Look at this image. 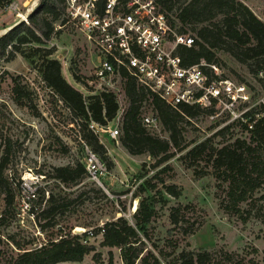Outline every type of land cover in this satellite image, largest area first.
Here are the masks:
<instances>
[{"label":"rangeland","instance_id":"1","mask_svg":"<svg viewBox=\"0 0 264 264\" xmlns=\"http://www.w3.org/2000/svg\"><path fill=\"white\" fill-rule=\"evenodd\" d=\"M187 1L176 0L170 13L175 20ZM236 1L264 23V0ZM13 2L18 5L21 16L27 19L40 0ZM22 18L2 9L0 37L24 23ZM62 20L64 17L60 15L55 21V35L48 41L51 43L22 45L13 59H0V162L5 156L3 149L8 145L3 177L14 197L13 205L7 207L0 193V264H10L25 250L38 249L50 241H57L60 236H81L85 232L86 242L100 254V259L96 262L91 253L75 264H109L110 261L111 264H125L119 249L100 246L102 236L93 234L104 224L121 217L135 229L140 240L136 246L141 253L134 264H140L141 258L147 255L156 258L159 264H177L182 251L209 252L211 264H264V184L248 193L243 202L235 204L228 197V183L222 177L216 179L204 161L189 167V161L183 159L186 151L172 150L173 156L161 164H157L159 158L147 154L130 156L120 141L122 116L128 108L123 84L117 77L105 82L92 79L97 61L92 46L71 25L63 26ZM57 26L62 28L58 30ZM176 26L180 28L177 22ZM185 34L194 37L190 26ZM43 59L59 62L62 78L83 98L104 90L115 95L119 111L107 125L117 128L118 136L116 140L107 135L96 137L105 151L104 156L94 151L85 120L72 112L43 82L39 73ZM210 60L217 63L224 76L249 88L254 114L262 113L258 104L264 100V73L254 77L245 66L221 51L214 52ZM14 79L20 82L27 95L26 106L16 103L12 93ZM141 115L155 118L156 127L147 128L151 135L168 140V132L150 105L143 103ZM177 125L181 145L191 148L213 136L221 122L211 120L207 112L202 111L195 117L180 118ZM79 138L106 164L110 173L107 177L109 195L91 183L86 174L78 185L71 187L50 178L54 168L83 164ZM235 139L250 142L240 125H231L229 131L214 137L212 142L219 146ZM252 146H256L255 143ZM195 168L200 178L194 175ZM29 180L35 183V197L30 203L31 211L23 213L19 195L21 186ZM261 180L264 182V177ZM165 186H175L180 197L174 199L164 193ZM50 196L54 199L52 204L48 201ZM146 200L152 204L153 215L147 224L136 228L134 213ZM59 205L65 208L58 209L51 218L42 217L43 211ZM178 206L183 207L182 222L174 226L170 210ZM141 226L143 229L139 231ZM76 228L83 232L77 233ZM188 229L193 231L191 235L184 233Z\"/></svg>","mask_w":264,"mask_h":264},{"label":"trees","instance_id":"2","mask_svg":"<svg viewBox=\"0 0 264 264\" xmlns=\"http://www.w3.org/2000/svg\"><path fill=\"white\" fill-rule=\"evenodd\" d=\"M13 0H0V11L6 8ZM161 9L170 14L176 0H155ZM60 15L63 16L61 0H40L38 7L28 16L27 23H19L0 37V59H13L14 53L20 46L29 43L44 44L55 35L54 24ZM176 22L180 25L179 32L186 33L187 26L194 33L193 45L190 48L182 47L178 55L184 66L195 64L198 59L210 60L214 52L221 51L228 54L237 64L245 66L254 77L264 73V23L260 21L245 5L236 0H188L185 6L176 14ZM62 25L65 20H62ZM203 23H208L203 25ZM200 25V26H197ZM40 76L46 86L51 89L69 109L80 115L86 122L85 129L89 141L95 152L105 155L103 147L96 136L88 130V123L107 125L114 120L119 111L116 97L113 93L103 91L98 95L83 98L61 76V66L55 60L43 59L39 69ZM124 79L123 93L128 101V108L122 116L121 145L130 156L147 154L159 158L157 164L167 162L172 156V150L184 152L183 159L189 161L193 168L204 161L216 179L223 178L228 183V197L235 204L243 202L248 193H251L264 184V114L256 119L253 128L249 131L241 125L249 135V143L245 139H235L223 145H215L214 137L230 130L231 126L224 127L203 142L191 148L181 145L178 120L182 117H195L203 110L195 107H180L172 109L155 95L149 94L137 85L136 81L121 73ZM12 93L19 106H26L24 99L27 95L17 79L13 81ZM143 103L152 107L158 116L159 122L169 134L168 140L154 137L142 123L141 108ZM30 105V104H29ZM262 109V108H261ZM86 137V136H85ZM255 143L256 146H252ZM9 146L3 149L4 157L0 162V193L4 195L7 207L13 205V195L7 189V180L3 177L6 168V158ZM196 168L194 175L200 178ZM85 175L81 164L54 168L50 178L64 186L78 185ZM164 193L174 199L181 193L175 186H165ZM34 200H31V202ZM52 204V196L48 199ZM65 205L51 206L42 212L44 219L51 218ZM183 207H173L170 210V221L174 226L182 222ZM153 215L152 204L148 200L141 203L134 213L136 228L147 224ZM143 226L140 227L139 231ZM191 235L192 230H184ZM93 234L102 236L100 246L116 248L121 251V259L125 264H134L141 251L136 244L140 242L138 233L127 225L124 219L118 218L115 222L106 223ZM87 232L81 236H60L57 241H50L34 250H25L13 258L10 264H75L94 253L93 258L99 262L100 254L93 246L86 242ZM86 242V243H83ZM151 259L152 261H149ZM177 264H211L209 252L182 251ZM111 264V261L109 262ZM140 264H159L156 258L150 255L141 258Z\"/></svg>","mask_w":264,"mask_h":264},{"label":"built area","instance_id":"3","mask_svg":"<svg viewBox=\"0 0 264 264\" xmlns=\"http://www.w3.org/2000/svg\"><path fill=\"white\" fill-rule=\"evenodd\" d=\"M61 2L65 20L63 26L69 24L75 28L95 52L97 61L92 69L93 80L105 82L117 77L123 84L121 73L124 72L172 109L195 107L207 112L211 120L221 122L217 130L231 125H245L251 131L256 119L264 114V100L258 104L262 113L255 115L250 106L249 88L224 76L216 62L200 58L191 66L183 65L178 52L182 47L190 48L193 38L180 33L175 18L164 12L155 0ZM5 10L23 17L13 1ZM22 19L28 24L26 16ZM61 28L58 27V30ZM142 123L146 128L156 127L152 116H142ZM87 127L97 138L107 135L116 140L118 136L117 128L91 120ZM80 142L87 179L109 195L107 177L110 173L106 164L84 141ZM34 184L33 180H29L21 186L19 200L23 213L31 211Z\"/></svg>","mask_w":264,"mask_h":264},{"label":"bare ground","instance_id":"4","mask_svg":"<svg viewBox=\"0 0 264 264\" xmlns=\"http://www.w3.org/2000/svg\"><path fill=\"white\" fill-rule=\"evenodd\" d=\"M76 232H77V233H81V232H83V230L80 229V228H76Z\"/></svg>","mask_w":264,"mask_h":264}]
</instances>
